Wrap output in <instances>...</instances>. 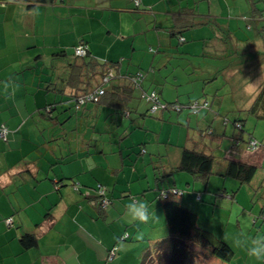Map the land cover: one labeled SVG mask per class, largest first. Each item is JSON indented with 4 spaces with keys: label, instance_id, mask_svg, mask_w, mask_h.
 Listing matches in <instances>:
<instances>
[{
    "label": "rangeland",
    "instance_id": "obj_1",
    "mask_svg": "<svg viewBox=\"0 0 264 264\" xmlns=\"http://www.w3.org/2000/svg\"><path fill=\"white\" fill-rule=\"evenodd\" d=\"M246 1L237 0V8H225L222 14L223 8L216 2L226 7V0H150L152 4L141 0L140 9L131 3V13L123 7L69 8V43H78L82 36L89 39L96 57L104 62H119L122 75L137 80V86L129 100V114L105 103L89 102L77 111L69 110V115L56 125L37 119L36 128L42 138L41 158L48 168L58 161L55 156L69 160V175H75L78 187L85 191L86 186L92 185L85 191L88 195L98 194L95 188L102 185L111 200L107 222L114 231L130 235L129 241L118 242L117 248L123 244L122 252L118 254L119 248L116 249L117 258L127 260L126 264H143L146 254L157 253L159 241L167 236L162 190L186 203L198 215L201 228L232 247L233 263L264 264L250 258L234 243L240 233L254 236L258 230L264 231V163L251 184L215 175L207 184L193 182L188 173L181 171L164 177L165 164L176 163L184 140L196 133L197 116L186 106L191 99L222 101L228 117L235 116L230 111L236 106L240 90L235 83L231 88L232 80L242 86L247 82L239 73L230 76V61L235 67V62L246 64V60L252 64L256 57H225L224 48L237 44L230 43L224 23L231 20L235 29L231 18L242 13L239 8L246 6ZM210 11L218 17L209 18ZM250 34L255 36L254 31ZM179 38L187 43L180 44ZM217 69L218 78L210 81ZM252 75L249 72V79ZM41 79H48L46 72ZM105 87L110 88L111 83ZM154 91L162 104L156 112H152L151 104L144 98ZM178 99L182 109L179 102L176 107H164ZM250 121L257 125L250 132L258 147H264V121ZM44 123L53 127L45 128ZM246 127L249 129V124ZM24 135L29 136L26 130ZM38 135L32 137L37 139ZM224 141L223 149L230 143L228 139ZM33 155L40 157L36 152ZM54 167L59 169L60 165ZM174 187L182 195L170 191ZM199 194L202 200H198ZM133 197L147 201L157 218L148 223H129L124 215L125 205ZM137 233H142L143 238L136 239Z\"/></svg>",
    "mask_w": 264,
    "mask_h": 264
},
{
    "label": "crops",
    "instance_id": "obj_2",
    "mask_svg": "<svg viewBox=\"0 0 264 264\" xmlns=\"http://www.w3.org/2000/svg\"><path fill=\"white\" fill-rule=\"evenodd\" d=\"M74 1L77 5L71 4L70 0H61L55 5H39L31 9L26 4L14 0H0V126L6 124L11 129L7 141L0 140V264H109L111 262L109 253L114 246L117 232L112 231L109 228L110 224L103 219L97 218L96 211L89 206L88 200L81 198L73 188L64 189L60 186L57 188L59 181L75 178V175H69V160L65 157L59 160L60 158L55 156L58 161L49 168L44 164L41 158L43 152L41 153L40 148L42 138L38 135L36 122L37 119L50 120L44 108L51 101V96L43 90L41 78L43 72H48L51 52L59 46L72 45L69 43V8L123 7L131 13L133 0ZM143 2L152 4L150 0ZM216 3L223 8L221 14L225 8H228L222 6L220 2ZM227 3L229 6L233 2L226 0ZM263 3L264 0H258L256 3L258 8L256 19L249 20L243 15H236L231 18L235 22V29L232 28V23L230 24L231 20L224 23L230 43L237 44L235 47L228 45L224 48L225 57L249 59L255 56L254 53L259 54L258 59L252 64L250 60H246V64L243 61L235 62L234 67L233 61H230V76L233 78L239 73L241 79L247 82L242 86L234 82V78L232 80L231 88L235 83L237 90H240V96H243L241 101L237 100L236 107L232 109L234 112L249 107L264 84V32L261 31L264 26ZM214 16L218 17L216 13ZM246 22L250 26H244ZM247 27L255 29L254 37L249 34ZM244 29L247 31L244 32ZM243 34L247 35L246 39L245 36L243 39L238 36ZM184 41L187 43L186 39ZM25 64L31 67L32 71L24 70ZM118 70L120 72L119 68ZM251 71L253 75L249 79L248 74ZM218 72V69L213 71L210 81L218 78ZM9 80L20 85L14 93L4 86ZM199 83L202 85L200 79ZM198 99L199 97H195L189 103ZM177 101L182 104L179 99ZM211 102L212 109L195 113L197 118L194 119L196 131L194 137L203 139V135L197 131L199 120H202L200 124L211 120L213 125L211 131L237 133L235 129L229 127V123L221 122L223 120L220 114L227 112L215 113L216 110L221 111V107L218 106L222 101L217 103L212 99ZM56 110L54 109L51 115L54 117L57 115L59 122L69 115V112ZM232 110L230 112H233ZM250 120L254 119L250 117L246 122V125L249 124V129L246 127L248 132L257 127ZM51 122L53 125L59 124ZM43 125L48 129L53 127L47 123ZM24 130L28 132V137H25ZM32 134L38 135L37 139H34ZM227 139L231 140L230 137ZM231 141L228 143L229 146L223 149L221 144L217 143L216 137H206V143L213 148L215 156V177L219 176L218 169L221 174L225 172L228 161L252 165L257 169L262 167L264 147H258V143L255 142L258 149L248 145L242 152H236L231 149ZM14 149H20L22 152ZM33 152L40 154V157L33 155ZM178 155L180 159L177 158L176 163L165 164L167 173L180 163L182 152H178ZM217 163H219L218 168ZM55 165H60V168H55ZM9 218H12L10 225L7 221ZM25 232L37 234V246L29 249L22 247L19 237ZM122 246L118 247V254L122 252ZM117 256L112 260L113 262L118 260L116 264H126L127 260Z\"/></svg>",
    "mask_w": 264,
    "mask_h": 264
},
{
    "label": "trees",
    "instance_id": "obj_3",
    "mask_svg": "<svg viewBox=\"0 0 264 264\" xmlns=\"http://www.w3.org/2000/svg\"><path fill=\"white\" fill-rule=\"evenodd\" d=\"M14 1L17 3H24L28 8L35 9L39 5H55L61 0ZM257 1L258 0H247L246 6L244 5L239 8V12H242L240 15L247 17L249 20L256 19L258 17V14L256 13L258 10L256 6ZM132 2H134L136 9H140L142 7L143 3L141 0H133ZM232 2L233 3L229 4V6L227 3L226 7H228V9L237 8L235 7L238 4L237 0H232ZM70 3L77 5L74 0H70ZM143 10L148 11V9ZM213 16L214 15H211L210 11L208 17L210 18ZM248 25L250 26V24L247 23L246 26ZM241 28L243 29V26ZM262 28L263 29H261V31L264 32V26ZM247 29L249 34L251 31L256 32L255 29H251L249 27H247ZM246 31L247 30L244 29V32ZM238 36L242 39L245 36L246 39L247 35L243 34ZM184 42V40L181 42V38H179L180 44ZM90 43L89 39L82 37L77 44L72 43V45L69 46H59L51 52L50 64L47 69L48 72H46L48 79L42 81V88L51 96V101L47 103L48 105L44 108V111L48 114V116L46 115L48 119L54 121L55 123L60 122L59 119H57V115H55L56 118L51 115L54 109H57L56 111L59 112H69L71 109H74L75 111L79 110L88 102L87 98L92 92H94L97 88L103 87L99 85L101 83L104 84V87L108 83H111V87L101 89L104 91L103 95L97 96L96 99H93V101L91 100L93 103L96 105H102L104 103L111 105L116 109L121 110L122 113L126 111L129 114L131 112L129 100L133 95V90L137 86V80L130 79L129 76H122V73L118 70L119 62L101 61L94 55ZM71 48H73V51H70ZM254 54L256 57L255 60H257L259 54ZM261 55H263V53H261ZM23 58L25 59V57ZM30 68L31 67L26 64L23 67L24 70L29 69V71H32ZM106 80L109 81L103 82ZM96 83H99V86H96ZM242 97L243 96H239L237 100L239 99V101H241ZM54 98H56V100H53ZM144 98L151 104L152 112L155 105H157V108L154 112H156L158 107L162 105L160 104V97L156 91L151 94H145ZM176 102L178 101L168 102V104L164 107L167 109L171 106L176 107ZM211 103L212 102L209 99L205 98L201 101L198 100L191 102L186 106L191 110V112L199 114L204 110L212 109ZM60 107L64 108L63 111L60 110ZM179 107L181 108L182 104H180ZM179 107L177 106V109H180ZM218 107H221V111L216 110L215 113L226 112L222 109L223 102H221V105ZM233 113L235 114L233 119H230L226 113L220 114V117L223 120L221 122H224L225 124H232L231 127L237 131L235 134H233L235 131H233L232 134H227L226 131L219 133L211 131V128L213 127L211 120H207V122L204 121L202 124H200L202 120H199L197 131L199 134L203 135V139L201 140L195 137H188L181 147L182 155L180 163L178 166L172 167L168 173L166 172L164 177L173 176L177 171H181L188 173L193 182H202L207 184L209 178L215 174V156L213 154V148L209 147L208 143H206L207 136L210 138L216 137L217 143L219 144L226 142L224 139L226 140L227 137H230L232 140H230L231 149L236 152H242L248 145H251L252 147L254 142L257 143L256 139H253V134L247 131L246 122L250 117L257 121H264V84L249 107L245 109H238L236 112L233 111ZM216 115L219 116V114ZM2 126H5L8 129L6 137L1 136L0 134V140L5 142L11 132V129L5 124L0 126V131ZM253 149H258V147H253ZM257 170L258 169L252 165L228 161L225 172L221 174L218 169V174L219 176L222 175L221 177L235 178L241 184H251ZM160 178L162 179L163 177ZM69 185L74 187L73 190L78 193L81 198L88 200L89 206H92L96 211L97 218L101 220L103 219L107 222V209L111 200L108 199L106 190L102 187V185L95 188L98 193L96 195H88V193L85 192L86 190L88 191L90 188H93L92 186H86L85 191L83 188L78 187V183L75 178L62 179L58 182L57 188L60 186L66 189ZM188 185L190 186L191 183H188ZM224 190L226 191L225 187ZM170 191H172L175 195H182V191L176 187L170 188ZM161 195L164 199L161 203V207L163 209L168 233L167 236L159 241L157 245V253L151 255L149 251L146 254L144 264H155V262L156 264H213L212 261L214 264H236L233 263L235 253L232 247L225 241L217 238L212 232L201 228L199 226L198 215L193 210L189 209L186 203L181 202L180 199L172 198L167 190H162ZM197 198L198 200H202L200 194ZM7 221L10 225L12 218H9ZM107 224L110 223L107 222ZM109 228H111L110 225ZM111 230L114 231L112 228ZM129 238V234L117 231V237L113 244L114 246L110 251L117 248L119 241L126 242L129 241ZM19 242L24 249L33 248L38 244L37 234L35 232H25L20 235ZM205 259L210 260L208 262ZM154 260L156 261L154 262Z\"/></svg>",
    "mask_w": 264,
    "mask_h": 264
},
{
    "label": "clouds",
    "instance_id": "obj_4",
    "mask_svg": "<svg viewBox=\"0 0 264 264\" xmlns=\"http://www.w3.org/2000/svg\"><path fill=\"white\" fill-rule=\"evenodd\" d=\"M183 40L184 39L181 38V42ZM99 85L104 87L103 83H101ZM4 86L6 89L10 88L13 93L20 87V85L18 83L11 81V80L5 82ZM103 87L97 88L90 95H93V94L96 95V93L98 91H101V89H105V87L104 88ZM103 93H104V91H103ZM87 101H88L87 103H89V102H92L93 100L90 101L87 98ZM256 146H257V144H256ZM124 215H125L126 220L129 223H148L150 220H154L157 218L155 213L150 212V207H149V204L147 203V201L137 199L135 197H133L125 205ZM142 238H143V234L137 233L136 239H142ZM234 243L237 247L243 248L250 258H253L257 261L264 262V231L258 230L257 234L254 236L248 235L246 233H240L234 238ZM109 255H110V253H109ZM112 260H114V259H112ZM112 260H109V261H112Z\"/></svg>",
    "mask_w": 264,
    "mask_h": 264
},
{
    "label": "built area",
    "instance_id": "obj_5",
    "mask_svg": "<svg viewBox=\"0 0 264 264\" xmlns=\"http://www.w3.org/2000/svg\"><path fill=\"white\" fill-rule=\"evenodd\" d=\"M102 94H103V91H102V90H101V91H98V92L96 93V95H95V94L90 95V96L88 97V100L91 101V100H93L94 98L96 99L97 96L102 95ZM153 96H154V94H153ZM195 107H196V106H195ZM156 108H157V105L154 106L153 111H155ZM195 110H196V109H195ZM0 134H1V136L6 137L7 134H8V129H7L5 126H2L1 131H0ZM252 146H256V143H253ZM116 249H117V248H114V249L110 252L109 260H112V259L115 258V256H116Z\"/></svg>",
    "mask_w": 264,
    "mask_h": 264
},
{
    "label": "bare ground",
    "instance_id": "obj_6",
    "mask_svg": "<svg viewBox=\"0 0 264 264\" xmlns=\"http://www.w3.org/2000/svg\"><path fill=\"white\" fill-rule=\"evenodd\" d=\"M109 80L103 81V82H108ZM254 148H256L257 146H253Z\"/></svg>",
    "mask_w": 264,
    "mask_h": 264
}]
</instances>
